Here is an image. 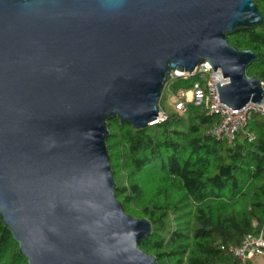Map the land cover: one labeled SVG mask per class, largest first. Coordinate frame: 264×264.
I'll use <instances>...</instances> for the list:
<instances>
[{"label":"water","instance_id":"water-1","mask_svg":"<svg viewBox=\"0 0 264 264\" xmlns=\"http://www.w3.org/2000/svg\"><path fill=\"white\" fill-rule=\"evenodd\" d=\"M262 22L255 0H0V217L28 264H159L117 198L108 122L148 129L170 72L205 61L219 102L260 104L259 55L228 36Z\"/></svg>","mask_w":264,"mask_h":264},{"label":"trees","instance_id":"trees-1","mask_svg":"<svg viewBox=\"0 0 264 264\" xmlns=\"http://www.w3.org/2000/svg\"><path fill=\"white\" fill-rule=\"evenodd\" d=\"M255 1L262 24L228 40L259 55L248 75L264 82V0ZM196 80L177 78L170 87L189 89ZM166 114L142 130L108 122L117 198L127 213L152 222L140 247L159 264H235L230 247L264 230V118L254 115L229 144L208 134L217 117L200 107ZM0 264H28L1 217Z\"/></svg>","mask_w":264,"mask_h":264},{"label":"built area","instance_id":"built-area-1","mask_svg":"<svg viewBox=\"0 0 264 264\" xmlns=\"http://www.w3.org/2000/svg\"><path fill=\"white\" fill-rule=\"evenodd\" d=\"M194 76L197 77V80L191 88L171 90L170 85L177 78L188 79ZM216 83L227 84L229 79L224 77L221 69L214 71L212 64L205 61L200 63L192 74L176 70L171 71L164 89L172 92L171 102L174 112L184 115L187 113L189 105L200 107L208 115L217 117V120L208 130V134L218 140H225L227 143L233 144L254 115L264 118V96L260 104L249 102L241 109H232L219 102L217 85H214ZM261 85L264 91L263 81H261ZM166 119L167 114L161 109L159 118L152 122V125ZM230 252L236 260L235 264H248L250 256L263 255L264 230L258 236L246 235L240 245L230 247Z\"/></svg>","mask_w":264,"mask_h":264},{"label":"crops","instance_id":"crops-1","mask_svg":"<svg viewBox=\"0 0 264 264\" xmlns=\"http://www.w3.org/2000/svg\"><path fill=\"white\" fill-rule=\"evenodd\" d=\"M172 90V89H171ZM168 91L167 89H164L163 91V98H166V99H169L170 100V104H171V107H172V92ZM162 100V99H161ZM172 110H173V107H172ZM174 112V110H173ZM167 113V112H166ZM262 118V117H261ZM248 264H264V254L263 255H260V256H250L249 260H248Z\"/></svg>","mask_w":264,"mask_h":264},{"label":"rangeland","instance_id":"rangeland-1","mask_svg":"<svg viewBox=\"0 0 264 264\" xmlns=\"http://www.w3.org/2000/svg\"><path fill=\"white\" fill-rule=\"evenodd\" d=\"M160 107H161V109H163L167 113H172L173 112L169 99H166V98L162 97V100L160 102Z\"/></svg>","mask_w":264,"mask_h":264}]
</instances>
